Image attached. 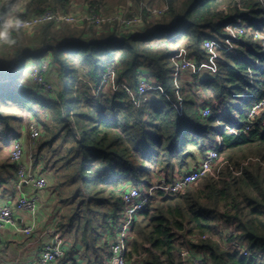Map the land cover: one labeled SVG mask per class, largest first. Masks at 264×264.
Here are the masks:
<instances>
[{
	"label": "trees",
	"instance_id": "trees-1",
	"mask_svg": "<svg viewBox=\"0 0 264 264\" xmlns=\"http://www.w3.org/2000/svg\"><path fill=\"white\" fill-rule=\"evenodd\" d=\"M15 1L2 5V13ZM130 1L140 7L137 30L47 24L8 34L0 46V140L8 144L16 122L9 106L48 120L39 123L33 167L52 170L53 192L62 191L65 242L99 258L108 252L122 190L149 188L158 178L173 182L220 139L219 178L208 175L179 194L158 191L135 215L127 260L196 264L197 254L198 264H264V111L249 117L264 97V47L251 34L264 33V0H159L168 9L157 18L144 0ZM70 5L28 0L23 14L65 12ZM90 5L99 13L97 3ZM231 25L249 34L232 39ZM205 40L214 43L212 53ZM189 59L191 82L178 69ZM203 63L212 65L205 77L198 73ZM141 66L153 87L146 95L138 94ZM34 72L50 90L35 83ZM51 73L56 77L46 79ZM234 115L237 129L249 126L245 133L231 134L222 124H232ZM249 158L257 161L243 165ZM7 159L0 161V197L9 196L16 177Z\"/></svg>",
	"mask_w": 264,
	"mask_h": 264
},
{
	"label": "built area",
	"instance_id": "built-area-1",
	"mask_svg": "<svg viewBox=\"0 0 264 264\" xmlns=\"http://www.w3.org/2000/svg\"><path fill=\"white\" fill-rule=\"evenodd\" d=\"M0 6V45L6 42L7 36L11 32H31L47 24L61 25L68 24L73 25L79 22V20L72 14L64 12L63 10H47L38 15L26 16H15L13 14L7 13L3 14ZM167 6L162 5L157 11L146 6V11L154 18L162 16L167 11ZM92 15L85 17L86 21H89L90 25L94 28L105 27L117 24L122 29L131 30L134 26H142V16L141 14L130 15L126 17L119 16L114 18H108L101 16L94 12H89ZM122 17V18H121ZM136 28V27H134ZM227 32L232 39L247 36L249 32L243 26H228ZM255 40L260 41L262 47H264V33L261 31H254L251 33ZM214 43L210 40H205L203 43V48L208 52L212 53L214 50ZM195 62L191 59L182 60L179 63L178 69L181 71H186L194 67ZM139 71V83H138V94L146 95V93L153 89L151 83L147 81V78ZM36 72L33 73L34 79L37 80V84L45 87L46 90H50L51 87L45 85L41 76H35ZM37 78V79H36ZM109 76L106 75L105 79ZM264 111V97L255 104L250 111V118H254ZM201 113L204 117L210 115V108L207 106L201 107ZM237 123L229 124L226 130L231 134H242L248 130L249 126L245 130H239L236 128ZM29 139L31 141L37 140L41 136V128L37 124H33L29 128ZM23 139L14 138L9 145L8 158L10 163L16 167V177L12 183L13 187V200L10 203L0 204V240L1 231L6 226H11L14 224V213L16 212H28L33 214L36 210L38 203V196L28 197L24 189L26 186L32 187L37 191H43L47 188V181L40 176H37L33 170V162L29 157V160L24 161V145ZM221 149V142L217 139L215 145L208 150L207 156L200 160L197 165H194L188 171H186L182 176H176L173 182H168L165 178L156 179L152 186L146 188L144 186L129 187L120 192L121 199L124 204L129 207L126 221L121 223V226L114 228V236H110L108 244V262L107 264H129L127 260L128 244L131 241L130 230L135 220V215L137 212L142 210L148 202L154 197L158 192L179 194L182 193L187 187L196 184L208 175H211L212 168L215 165L218 166L220 163L219 151ZM257 159L249 158L244 161L243 165H247L250 162H256ZM222 165V163H221ZM223 167L225 166L222 165ZM221 166V167H222ZM263 170H264V164ZM222 167V168H223ZM220 168V170L222 169ZM214 177H218V173ZM238 173H235L237 175ZM219 178V177H218ZM31 229L27 228L24 232H29ZM205 238V237H203ZM55 246L45 247L39 255L40 264H57L60 259L63 258L66 251L64 243L55 236ZM189 252L183 250L182 256H187ZM194 256V263H200V256Z\"/></svg>",
	"mask_w": 264,
	"mask_h": 264
},
{
	"label": "crops",
	"instance_id": "crops-1",
	"mask_svg": "<svg viewBox=\"0 0 264 264\" xmlns=\"http://www.w3.org/2000/svg\"><path fill=\"white\" fill-rule=\"evenodd\" d=\"M16 12L23 14L24 9ZM201 67L203 74L200 73V76H207L210 70L207 68V63H203ZM24 161H26L25 158ZM43 169L40 166L33 167L35 174L47 181L48 187L43 191H37L29 186L24 189L28 197L38 196L39 198L35 212L30 214L25 211H15L14 224L6 226L1 231L0 264H40V252L45 247L55 246V236H58L66 247L63 258L57 264H107L108 252L106 248L101 252L99 258H96V256L85 254L80 245L73 248L70 243L65 242L59 229V222L67 207L58 202V191L53 192L52 186L55 182V176ZM13 196L11 187L9 196L0 197V204L10 203ZM27 228L31 230L24 232ZM114 232L113 228V233H110L109 236L113 237ZM105 237L106 234L103 238L105 239Z\"/></svg>",
	"mask_w": 264,
	"mask_h": 264
},
{
	"label": "rangeland",
	"instance_id": "rangeland-1",
	"mask_svg": "<svg viewBox=\"0 0 264 264\" xmlns=\"http://www.w3.org/2000/svg\"><path fill=\"white\" fill-rule=\"evenodd\" d=\"M7 1H9V0H0V6L6 4ZM27 1L28 0H16L13 4L12 8H11V11H10L11 13L10 12L9 13L13 14L15 16H22V14H20L19 12H16V11L24 9ZM90 3L91 4L97 3L99 13H96V14H99L101 16H105L108 18H114L116 16L118 17V15L122 16V17L130 16V15H137L138 14L137 11L140 8L137 6V3L130 1V0H71V5L67 8H65V10H66L65 12H68V13L74 15L79 20L78 23L73 24V25L79 26V25L84 24V26L86 27L85 29L92 27L90 25L89 21L85 20V17L92 15L91 13H89V11H93V10H91ZM142 4L145 5L144 6L145 8L147 6L149 8H152L154 11H157L158 8L162 7V4L160 5L159 0H152V1L144 0ZM143 5H142V7H143ZM152 19H154V18H152ZM84 22H86V23H84ZM105 27H107V26H105ZM134 27H136V28H134ZM134 27L131 30H137V29L141 28L140 26H134ZM102 28H104V27H98V28L93 27V29H99V30ZM140 68H142V66ZM207 68L208 69L212 68L211 63L210 64L207 63ZM27 69L32 70L33 66H28ZM46 69H47V66H46V64H44L41 71H45ZM141 71L143 73H145V69H141ZM194 71H195V66L186 70V71H182L181 75H182L183 80L191 82L192 81L191 75L195 73ZM198 73H201V70ZM201 74H203V73H201ZM32 75H33V73H32ZM55 77H56L55 73H51L50 76L46 77V79H54ZM111 77H112V74L110 75V78ZM43 79H45V78H43ZM34 81H35V83H37V80L34 79ZM103 92L104 93H111V90H110V88L105 87L103 89ZM5 111L7 113L13 114L15 116L16 122L15 123L13 122V124H15V125L13 127L12 132L9 134L8 144H5L2 140H0V161L8 160L7 154L9 153L10 142L14 138H20L21 137L23 139L22 141H23V145L25 148L24 158L26 160H29V157H30V159L33 162L32 154H35L36 146H38L39 141L33 142L29 139V133H28L29 128L33 124L39 125V123L42 124V122L47 123L48 120L46 118H44V116L42 115L41 112H40L39 119H35V118L31 119V114H28V113H26V111L24 109H20V108L15 107V106H9V108H6ZM237 120H238L237 115H234V117L231 121H232V123H237ZM222 124L227 127L229 123L227 121L226 123L223 122ZM222 124H220L219 127ZM220 159L221 160H220V163L218 164V166L215 165V167L212 168V171H211L212 174L211 175H214L216 172H218L220 170V168L223 167L222 165H224L225 160L221 156H220ZM221 163H222V165H221ZM192 164L193 163H191V165ZM49 171L51 172L52 170H49ZM216 175L217 174H215V176ZM57 191L62 192L60 189H58ZM128 210H129V207L126 204H123L120 206L119 211L115 214L116 215V222H115L116 227L121 226V223L126 221Z\"/></svg>",
	"mask_w": 264,
	"mask_h": 264
}]
</instances>
